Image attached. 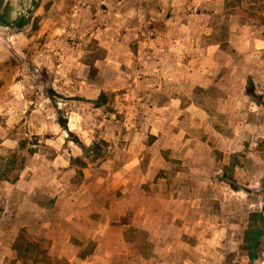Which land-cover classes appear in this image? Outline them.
Returning a JSON list of instances; mask_svg holds the SVG:
<instances>
[{
    "label": "rangeland",
    "instance_id": "1",
    "mask_svg": "<svg viewBox=\"0 0 264 264\" xmlns=\"http://www.w3.org/2000/svg\"><path fill=\"white\" fill-rule=\"evenodd\" d=\"M41 1L43 17H35ZM174 1L6 0L15 23L0 27V188L23 172L80 185L84 173L104 178L138 160L164 214L151 239L137 234L145 260L137 264H264V0L225 3L249 33L235 48L219 32L227 19L213 22L221 43L215 83L199 87L196 73L191 100L181 102L192 101L202 120L181 114L176 133L156 139L138 130L133 104L144 99L141 82L156 78L141 70L143 50L154 51L141 48L143 36L129 42L110 33H163L175 12L180 25L189 20L183 14L201 12L199 0L180 11ZM45 18L47 35L36 39ZM19 237L27 249L30 235Z\"/></svg>",
    "mask_w": 264,
    "mask_h": 264
},
{
    "label": "crops",
    "instance_id": "2",
    "mask_svg": "<svg viewBox=\"0 0 264 264\" xmlns=\"http://www.w3.org/2000/svg\"><path fill=\"white\" fill-rule=\"evenodd\" d=\"M184 2L175 0L174 11ZM197 2L201 4L200 13L183 14L182 17L189 20L180 25V13L175 12L174 20L171 19L163 33H125L127 37L124 33H110L117 40L123 37L129 42L133 36H143L141 48L145 46L154 51L143 50L141 70H145L146 75H154L150 71H155L156 78L141 82L144 99L137 98L133 104L140 119L138 130L156 139H162L164 134H175L174 129L183 115L202 120L203 111L192 101L184 107L181 102L190 99V89L197 84L196 73L204 79L199 87L205 89L215 83L211 79L217 68L211 63L218 62L215 57L221 54V43L214 38L217 33L213 22L227 19L219 32L230 37L228 44L233 47L243 33H249L243 17L226 8L225 3L230 0ZM44 4L45 1H41L35 17H43ZM163 12L155 15L163 18ZM46 19L33 34L34 38L47 35ZM149 36L156 37L154 47L146 41ZM153 54L159 58L155 65L149 63V56ZM4 65L0 63V67ZM139 106L145 110H138ZM134 126L130 129L136 128ZM4 144L7 146L9 142ZM137 167L138 160L137 163L128 160L121 170L104 178L84 173L79 176L80 185L68 183L63 176H42L35 172L31 175L23 172L15 182H3V189L0 188V264H137L145 261L135 248L137 234H143L147 241L151 239L149 229L162 225L164 206L155 195L146 192V177L138 174ZM154 187L152 184L151 188ZM145 195H148L146 201ZM25 231L31 238L27 240V249H22L24 242L19 236Z\"/></svg>",
    "mask_w": 264,
    "mask_h": 264
},
{
    "label": "trees",
    "instance_id": "3",
    "mask_svg": "<svg viewBox=\"0 0 264 264\" xmlns=\"http://www.w3.org/2000/svg\"><path fill=\"white\" fill-rule=\"evenodd\" d=\"M7 6H8V4L6 3V0H0V27L13 28L14 23H15L13 16H14L15 12L13 10L8 11ZM27 23H28V21H22V23H20V25H18L17 29H20V30H21V28L24 29L26 27ZM17 31H19V30H17ZM249 86H251V87H249V89H247V95L254 97V90H253L252 84L250 83Z\"/></svg>",
    "mask_w": 264,
    "mask_h": 264
}]
</instances>
